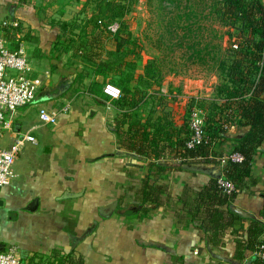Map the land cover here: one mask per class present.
<instances>
[{
    "label": "crops",
    "instance_id": "obj_1",
    "mask_svg": "<svg viewBox=\"0 0 264 264\" xmlns=\"http://www.w3.org/2000/svg\"><path fill=\"white\" fill-rule=\"evenodd\" d=\"M92 1L0 0V20L18 21L17 39L28 56L32 77L40 81L34 103L15 112L12 131L1 140L8 145L24 132L37 138L36 144L23 147L22 151H27L15 159L12 182L0 189V250L13 244L25 260L35 254L45 256L54 249L65 253L74 250L82 264H231L211 255L209 241L184 204L212 176L186 169L167 170L155 178L163 187L160 203H143L142 187L149 164L157 157L161 163L172 161L168 158L175 153L181 158L182 148H174L172 142L176 137L182 139L184 132L179 128V136H174L173 129L164 128L171 133L170 139L160 134L166 147L157 156L152 150L139 155L121 144L118 132L127 130L129 115L139 121L148 119L144 106L151 95L149 88L154 86L146 88L149 95L144 93L135 107L119 104V99L109 100L103 94L102 81L109 74L103 64L119 67L116 59L104 58L101 42L97 41L101 34L87 25ZM8 3L17 5L6 11ZM91 37L96 45H92ZM116 46L110 48L111 53L123 51ZM141 84L139 78L134 85L144 89ZM187 87L188 82L183 90L194 95ZM219 101L225 99L220 97ZM235 101L231 98L226 102L231 107L224 110L229 116L225 130L245 135L250 126H237L239 109ZM65 102L69 108L55 124L40 123V107L53 109ZM31 110H35L33 118ZM141 124L152 139L153 124ZM154 137L158 139L159 135ZM227 138L223 156L233 152L236 144V138ZM118 151L133 152L137 157L119 155ZM207 163L218 165L221 171L226 164ZM243 184L231 208H240L264 224V139ZM247 224L236 220L222 241L212 247L236 258L233 229ZM83 234L86 236L80 240ZM263 239L264 229L257 244ZM252 255V251H245L243 259H236L263 264L259 259L254 263Z\"/></svg>",
    "mask_w": 264,
    "mask_h": 264
},
{
    "label": "trees",
    "instance_id": "obj_2",
    "mask_svg": "<svg viewBox=\"0 0 264 264\" xmlns=\"http://www.w3.org/2000/svg\"><path fill=\"white\" fill-rule=\"evenodd\" d=\"M133 1L107 0L109 8L104 17L108 21L120 23L115 35L119 33L121 27H126L123 17L130 11ZM171 7L175 12L169 10ZM159 9L162 11L160 32L154 44L157 49L159 48L162 56L148 59L144 71V75L152 79L153 85H160L166 74H186L192 65L203 67L207 74L222 75L225 80V83L217 86L218 95L224 98L225 102L220 105L215 104L214 109H218V112L215 114L212 112L213 116L211 115L207 120L208 134L205 139L191 148L184 147L188 137L182 139L176 137L177 139L172 142L173 146H180L183 150L180 153L181 162L220 163L219 158L223 156L222 146L229 140L224 134L226 130L221 126L229 120L224 109H230L231 105L226 102L231 98L236 99L235 105L239 109L237 126H250L243 137L235 140L236 144L232 149L233 152L241 154L243 160L240 162L228 160L222 169L223 178L229 179L234 184V190L230 194H220L217 178L210 177L204 186L196 190V196L192 200L184 202L192 220L197 222L212 246H217L222 241L236 220H240L243 225L247 221L246 227L233 229L234 257L243 259L245 251L255 252L259 233L264 229V224L260 221L243 218L231 208V201L243 187L250 162L264 139V2L262 0H195V2L185 0L182 6L181 0H159ZM97 21L101 22V18ZM218 27H231L237 30L242 42L238 44L236 50L222 46ZM120 47L121 45L117 44V50ZM175 52H180L179 57L184 62L171 59ZM258 61L262 64H257ZM124 65L132 67L133 63ZM103 66L110 70L108 64ZM132 77V74H127L111 83L117 85L121 92L123 91L119 104L126 103L135 107L136 103L143 99L145 92H142L138 86H135L134 91L129 88L127 82ZM250 90L251 93L247 97L246 94ZM216 114L219 116L218 122L214 117ZM128 117L127 130L118 132L121 144L128 151L143 156L149 150L155 155L161 154L166 146L163 145L160 134L166 135L168 139L171 134L169 131L167 133L163 131L164 128L173 129V135L179 136V129L177 130L175 124L169 121L161 124L157 118V122L152 125L153 138L150 139V132L145 128L146 126L134 119L132 114ZM157 135H159L158 139L154 137ZM153 143H161L163 146L160 144L158 147L152 146ZM176 157V153L170 154L168 159L174 160ZM156 159L158 160L149 164V174L144 181L142 195L143 203L158 205L163 187L157 184L155 178L167 170H186L181 166L165 165L158 157ZM151 177L153 182H150ZM252 256H254L253 262L256 263L258 258ZM35 258L37 262H34ZM27 263L82 264L81 258L74 254V250L65 253L59 249H54L45 256L35 254L27 260Z\"/></svg>",
    "mask_w": 264,
    "mask_h": 264
},
{
    "label": "rangeland",
    "instance_id": "obj_3",
    "mask_svg": "<svg viewBox=\"0 0 264 264\" xmlns=\"http://www.w3.org/2000/svg\"><path fill=\"white\" fill-rule=\"evenodd\" d=\"M15 1L18 2L19 0ZM192 2H195V0H192ZM184 4L185 0H181V5L183 6ZM16 5L17 3L6 4V11L16 7ZM108 6L107 0H93L89 7V10H91L89 11L91 17L86 21L87 25H90L91 29L94 30L96 34H101V37L97 41L101 42L104 58H107V60L116 59L115 62L119 67V69L111 67V71L107 68L109 74L105 76L102 84L106 82L114 83L127 74H132L133 77L127 82V85L133 90L134 84L141 78V87L144 89L138 88L142 92H145L146 96L147 94L149 95V89H152V91L150 92L151 95L147 96L148 99L144 106L148 119L143 118V121L140 122H143L147 126L157 122L158 119L161 124H166V121L172 122L176 125L177 129L180 128L184 132L183 138H187L190 136V130L188 128L191 117L190 112L192 108L199 107L202 111L204 129L208 134L206 130L208 126L207 120L211 115L213 116L212 112H214V114L218 112V109H214L215 104H222V102L219 101L220 96L217 92V86L218 84L225 83L223 76L217 75V73L207 74L203 67L192 65L188 68L186 74H166L160 85H153L152 79L150 80V78H147L144 75V71L148 59L162 56L159 48L157 49L154 44L158 32H160V17L162 11L159 9V0H134L131 4L130 11L123 17L126 27H121L122 29L117 35H115V33L120 26L119 21H108L104 17L107 8H109ZM169 10L175 12L173 7ZM98 18H101V22L97 21ZM74 22L82 24V22ZM218 31L220 35L219 41L222 46L226 48H232L233 43L242 42L237 30L231 27H218ZM95 41L94 37H91L92 45L97 44ZM117 44L121 45L120 48H122L123 51H113L114 53H111L110 50L113 49L110 48H114ZM179 54L180 52L173 53L171 59L180 63L184 62V60L179 57ZM123 62H130L133 63V65L132 67L131 65H123ZM168 76L173 77L169 80L166 79ZM165 80H168V82L166 83ZM186 82L190 84V87L187 88L192 91L194 95H189L183 90ZM150 85L154 87L146 89ZM161 86L165 87L164 90L161 89ZM122 94L123 91L121 92V96ZM34 116L35 110H31L30 117L33 118ZM214 117L218 122L219 116L216 114ZM223 125L221 128H224ZM228 127L229 125L227 128ZM163 137L165 136H162V138ZM26 151L27 150L24 149L19 156H23ZM34 262H37V260Z\"/></svg>",
    "mask_w": 264,
    "mask_h": 264
},
{
    "label": "built area",
    "instance_id": "obj_4",
    "mask_svg": "<svg viewBox=\"0 0 264 264\" xmlns=\"http://www.w3.org/2000/svg\"><path fill=\"white\" fill-rule=\"evenodd\" d=\"M19 23L16 20L4 18L0 20V189L8 186L15 175L14 162L27 143L36 144L37 138L30 132H24L15 137L8 145H3V136L12 131L13 115L23 106L34 103L40 81L32 77L28 56L23 44L18 41ZM14 38V40H12ZM239 43H233L234 49ZM257 64L261 65V61ZM260 75V73H258ZM253 88V87H252ZM102 92L109 100H117L121 97V89L111 83L103 84ZM251 90L246 94L248 97ZM68 102L53 109L40 107L38 111L41 124H55L59 115L66 113ZM189 130L190 136L184 142V147L191 148L200 144L207 132L204 129L202 111L199 107L192 108L190 112ZM228 124H224L226 129ZM183 151V150H182ZM181 162V158H175ZM228 160L240 162L243 156L237 152H230L220 158L224 164ZM217 188L222 195L230 194L234 190V184L223 177L217 179ZM254 255L264 264V239L257 244ZM0 264H29L19 253L15 245H9L0 250Z\"/></svg>",
    "mask_w": 264,
    "mask_h": 264
},
{
    "label": "water",
    "instance_id": "obj_5",
    "mask_svg": "<svg viewBox=\"0 0 264 264\" xmlns=\"http://www.w3.org/2000/svg\"><path fill=\"white\" fill-rule=\"evenodd\" d=\"M225 136L229 138H241L244 135V132H236L234 130H228L227 132L224 133ZM119 155H124V156H129L131 158H136L137 155L133 152H128V151H118L117 152ZM163 164L169 165V166H174L178 167L181 166L186 170L190 171H196V172H203L205 174H208L214 178H220L221 177V168L218 165H215L213 163H207L203 161H194V162H185L182 163L178 160H172V161H165L162 162ZM232 210L238 213L239 215L243 217H248V218H253L254 216L252 214H249L245 212L244 210L237 208V207H232ZM86 236V234H83L80 237V240L83 239ZM207 249L211 253V255L215 258L221 259L223 261L229 262L231 264H251V260L243 262L242 260L233 258L231 256H228L219 250H216L212 247L210 243L207 244Z\"/></svg>",
    "mask_w": 264,
    "mask_h": 264
}]
</instances>
